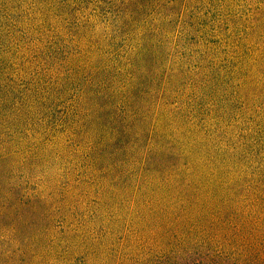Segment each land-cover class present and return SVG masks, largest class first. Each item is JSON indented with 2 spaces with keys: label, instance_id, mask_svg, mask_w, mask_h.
Segmentation results:
<instances>
[{
  "label": "trees",
  "instance_id": "1",
  "mask_svg": "<svg viewBox=\"0 0 264 264\" xmlns=\"http://www.w3.org/2000/svg\"><path fill=\"white\" fill-rule=\"evenodd\" d=\"M8 1L13 3L14 0ZM95 1L89 0V3L95 6ZM249 1L244 3L250 4ZM102 2L106 7L101 9L103 12L96 13V17L99 18L98 29L102 33L103 47L87 35L88 32H92L91 35L97 33L95 20L90 15L81 18L78 13L74 14L71 4L77 5L78 0H35L36 5L44 7L43 11L47 7L49 11L55 10L69 30L66 35L56 33L48 48L50 54L46 56L39 51L37 57L41 58L42 55V59H49L52 51H63L66 53L64 59L68 60L70 66H66V70L61 73L53 74L51 70L48 74H41L44 80L37 77L32 85L19 84L14 76L5 78V99L0 98V109L5 104V147L11 150L5 153L6 181L4 188L0 189V197L5 200L1 207L3 210L0 209V216L5 212V231L16 235L21 228L30 229L29 232L40 229L36 243L47 244L41 223L48 220L46 216L36 214L38 206L32 202V198H24L19 189L23 180L16 178L18 173L29 169L25 161L28 158L23 157L13 166L6 164L8 159L24 151L23 143L37 145L26 149L33 154L38 148L47 149L43 138L32 139L31 136L38 129L43 133V127L50 121L52 132L55 133L52 134V143H60L61 150H66L74 162L85 167L92 178L100 174L106 178L109 173H123L126 160L135 157L137 151L141 150L137 163L143 172L157 165L160 171H168L178 180L175 182L165 176L143 178L134 194L139 202H133L130 208L133 218L127 220L123 217L125 204H108L105 214L100 213L89 221L75 222V226L71 224L70 232L61 230L65 224L59 226L55 229L51 246L102 250L109 237L116 238L117 234L123 232L129 234L131 229L135 232V226L140 224L141 233L147 234L145 238L148 242L135 246L132 241L130 253L134 249L141 252L144 245L148 247V253L152 254L146 259L138 257L134 262L136 264H264V249L257 247L258 240H255L254 248L242 249L246 243L242 233L230 235L226 230L230 226L223 228L218 225L219 218L211 219L220 207L218 214L226 216L223 214L225 208L229 206L228 203H232L229 202L232 201L231 187H236L235 190L240 192L244 180L240 175L232 179L227 175L229 172L226 167L232 169V158L220 162V159H225L223 156H230L229 148H220L218 156H215L210 151L208 133L203 134L198 123L189 120L194 116L193 110L184 103L176 105L181 100L180 89L186 83L178 82V86L170 89L174 78L170 73L179 65L183 68L186 60L182 58L189 56L185 52L187 37L190 41L187 27L189 18L197 8L200 11L198 19L201 21V30L197 29L195 41L191 44L198 45L202 41L209 44L213 41L214 46H219L229 40L233 46L241 45L239 41L230 39L234 34L233 28L238 25L234 18H243L241 13L235 15L236 1L98 0V3ZM181 4L184 6L183 12L177 15L174 9ZM252 4L255 6L253 16L257 21H263L264 0H252ZM168 7L171 10L160 20L159 31L155 34L151 15L153 12L156 14L157 8L165 10ZM256 11L258 14H255ZM219 14H228L231 18L225 19ZM209 15H213L214 22L220 24L218 28L217 24L209 26ZM105 17L108 20L107 27L101 22V18ZM173 18L180 19L178 25L186 29L179 32L181 52L177 50L173 53L175 65L169 66L163 40H160L164 37L165 23L172 22ZM257 24L253 28H257ZM215 29H218L219 34L213 39ZM155 40L161 43L151 42ZM229 44H223V47ZM51 47H54L53 50ZM123 49H128L127 56H114ZM75 51L80 55L76 64L73 63L75 59H68L70 56L77 58ZM188 52L190 55L197 53L192 50ZM209 52L204 56V62L208 65L206 71L195 72L199 70L195 68L191 73L190 86L197 91V87L202 85V94L214 95L219 105L220 99L226 101L224 82L215 72V64L210 65L215 62L209 63ZM99 54L104 59H97ZM224 55L226 59H233L239 54L233 55L226 51ZM259 55L264 57V48ZM179 57L180 64L177 61ZM77 83L80 88L75 87ZM239 83V89L249 86L248 75H244L243 81ZM1 84L2 81L0 95ZM172 97L174 101H170ZM249 97L251 101L256 96L250 91ZM246 99L249 101L248 96ZM24 135L25 140L21 138ZM251 145L264 152V145L259 140ZM156 156L159 158L157 162ZM163 159L167 160L166 164H163ZM186 169L193 174L192 185L196 197L190 188L183 191L176 185ZM256 170L260 174L259 166ZM13 179H17L20 184H14ZM108 179L109 183L116 180L114 177ZM84 238H89V243L82 244ZM78 240L80 243L74 246ZM16 241L19 246L26 243L23 238H16ZM65 241L67 244H64Z\"/></svg>",
  "mask_w": 264,
  "mask_h": 264
},
{
  "label": "rangeland",
  "instance_id": "2",
  "mask_svg": "<svg viewBox=\"0 0 264 264\" xmlns=\"http://www.w3.org/2000/svg\"><path fill=\"white\" fill-rule=\"evenodd\" d=\"M232 1H236L234 4L237 6L235 15L241 13L243 18L239 16L234 18L238 25L233 28L235 29L233 30L234 34L230 39L239 41L241 45L233 46L231 44L233 42L229 40L219 46H214L213 41L209 44L204 41L198 45L191 44L195 41L194 36L197 29L201 30V21L198 19L200 11L197 8L195 14L189 18L187 27L190 41H188L187 37L185 52L189 56L182 58L186 60L183 68L179 65L173 73H170L174 77L170 84V89L172 90V88L174 89L178 86V82L186 83L180 89L182 96L180 97V102L176 105L179 106L184 103L191 111L193 110L192 114L194 116L190 117L189 120H195L194 123H198L203 134L208 133L207 140L210 151L215 153V156H218L220 148H229L230 156H223L225 159H220V162L232 158V169L225 165L229 172L227 175L230 179L240 175L244 180L240 192L235 190L236 187H231L233 188L231 189L232 201L229 202L232 203H228L229 206L225 208V213L223 214L226 216L222 217L221 214H218V210L222 208L220 207L212 215L211 219L219 218L218 225L223 228L230 226V228H226L230 235L242 233L246 237V243H244V248L242 249L254 248L255 240L259 242L257 247L264 249V152L251 145L252 142L257 140L261 142L262 146L264 145V57L259 55L260 50L264 48V23H260L264 20L257 21L258 19L253 16L255 6L252 4V0L249 1L250 4L244 3L246 0ZM8 2V0H0V81H2L0 98L4 99L5 78L14 76L19 84L32 85V82L37 77L44 80L41 74H48L51 70L53 74L61 73L66 70V66H70L67 64L68 60L64 59L66 53L63 51H59V53L52 51L49 59H42V55L41 58L37 57L39 51L46 56L50 54V49L48 50V48L52 37L56 33L66 35L69 31L65 28L62 18L56 14L57 12L55 10L49 11L48 7L43 11L44 7L36 5L35 0H14L13 3ZM105 7L106 5L103 2L98 3V0L95 1V6L90 4L89 0H78L77 5L71 4L74 14L78 13L81 18L91 16L92 20H95L97 33L91 35L92 32H88L87 35L92 37L96 44L102 45L101 47H103V42L101 41L102 33L98 29L99 18L96 17V13L103 12L101 9ZM183 9L184 6L181 4L177 5L174 11L177 14L183 12ZM168 10L171 9L169 7L165 8V10L157 8L156 14L152 13L151 17L154 20L153 24H155V34L159 31L160 20L167 14ZM176 14L175 17L178 15ZM255 14H258V11ZM219 15L225 17V19L230 17L228 14ZM209 19V26L211 24H215V26L217 24V28L220 26V24L214 22L213 15H209ZM179 20L173 18L175 23L173 21L165 23L164 37L160 40H163L164 54L168 56L169 66L175 65L174 61H176V58L173 53L177 50L181 52V48L178 45L181 37L179 32L185 31L186 27L178 25ZM101 22L106 27L108 26L106 17L101 18ZM256 23L259 25L257 24V28H253ZM215 30L213 39L219 34L217 33L218 29ZM93 31L95 30L93 29ZM160 41L151 42L159 44ZM152 43L149 42V44ZM228 43L230 44L223 47V44ZM131 44L132 38L128 41V46L130 47ZM210 46L212 47L209 52ZM53 48L51 47V50ZM100 50L101 48L98 52ZM188 50L196 51L197 53L190 55ZM226 51L233 55H239L233 59H226L227 56L224 55ZM128 52V49L119 50L114 56H127ZM208 52L209 63L215 62L210 65H216H213L216 67L215 72L223 78L224 82L223 89L226 101H221L220 99L219 105L214 100V95L202 94L204 91L202 85L197 87V91L190 86L191 73L195 68L199 69L195 72L203 73L206 71L208 65L204 62V56ZM75 53L77 58L70 56L68 59L69 61L70 59H75L73 63L76 64L80 55L77 51ZM96 58L104 59L100 54ZM177 61L180 64V57ZM56 68H58L57 71H55ZM246 74L249 78V86H242L239 89V82L243 81ZM209 80L210 82L212 81L211 78ZM75 87L80 88L79 83ZM250 91L256 96L251 101L249 97ZM247 96L249 101L246 99ZM170 101H174L173 97ZM249 110H251L250 113ZM221 115L224 117H221ZM48 123L46 127H43V133L38 129L31 136L32 139L43 138L47 149L38 148L33 154L26 149L37 145L23 143L24 151L8 159L6 164L8 165L9 163L10 166H13L18 161H21L23 157L28 158L25 161L29 169L23 170L22 173L16 175V178L23 180V183L20 184L17 179H13V183L16 184L17 182L20 184L19 189H21L25 199H33L32 202L38 206L36 214L38 216H46L45 218L48 221H42L41 229H44V238L47 244L36 243V237H39L37 234H39L40 229L29 232L30 229L24 230L21 228V231L16 235H10L9 231H5L7 223L5 222V212L3 211L4 213L0 216V264H133L138 257L145 259L148 256L151 257L152 253H148L149 249L144 245L141 247L143 250H140L143 254L135 251V249L133 253H130L132 251V248H130L132 241L135 246L148 242V239L145 238L147 234L141 233L140 224L135 226V232L131 229L129 234L123 232L117 234L116 238L112 239L109 237V239L105 240L106 246L102 250L93 251L89 250L88 247L84 249L80 247L78 249V247L51 246L55 229L59 226L65 224L61 230L70 232L69 227L71 224L75 226V222L89 221L100 213L105 214L108 210L106 208L108 204H125L122 210L123 217L127 220L133 218L130 208L133 202H139L134 197V194L136 187L143 178L156 179L165 176V178L169 177L175 182H178V180L174 174H170L168 171H160L158 167L156 168L157 165L151 167L147 172H143L137 163L141 150L137 151L135 157L132 156L126 160L123 173H109L106 178L100 174L96 178H92L85 167L74 162V159L66 150H61L62 146H60V143H52V134L54 135L55 133L51 129L52 122L49 121ZM223 132H227V134H223ZM21 138L24 139L26 137L24 135ZM10 151L8 147H5L4 104L0 109L1 190L4 188L6 181L5 153H10ZM157 157L155 162L159 159ZM166 162L167 160L163 159V164H166ZM256 165L260 167V174L256 170ZM182 175L183 178L179 179V183L176 184L177 187L182 188L183 191L190 188L195 195L192 185L193 174L186 169L182 172ZM107 177H114L116 180L109 183ZM140 202L144 201L141 200ZM3 204H5V200L1 196V210H3ZM30 205L32 206L31 203ZM166 223L171 224L173 222L166 221ZM219 226L217 227L220 228ZM236 227L239 229H236ZM80 237L83 238L84 236L80 235ZM16 238L17 240L23 238L26 243L19 246ZM84 239L85 241L82 244L85 242L89 243V238ZM94 239L98 242L96 238ZM66 242L64 244H67ZM78 242L80 243L78 240L73 245H77ZM23 253L24 255H22Z\"/></svg>",
  "mask_w": 264,
  "mask_h": 264
}]
</instances>
